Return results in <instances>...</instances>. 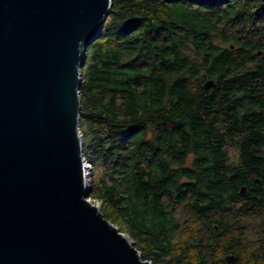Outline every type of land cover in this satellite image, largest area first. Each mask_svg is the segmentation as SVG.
<instances>
[{"label": "trees", "instance_id": "16d2710c", "mask_svg": "<svg viewBox=\"0 0 264 264\" xmlns=\"http://www.w3.org/2000/svg\"><path fill=\"white\" fill-rule=\"evenodd\" d=\"M82 72L93 195L142 257L264 264V0H112Z\"/></svg>", "mask_w": 264, "mask_h": 264}, {"label": "water", "instance_id": "95a60500", "mask_svg": "<svg viewBox=\"0 0 264 264\" xmlns=\"http://www.w3.org/2000/svg\"><path fill=\"white\" fill-rule=\"evenodd\" d=\"M111 5L0 0V264H154L84 175L82 67Z\"/></svg>", "mask_w": 264, "mask_h": 264}, {"label": "rangeland", "instance_id": "374dc122", "mask_svg": "<svg viewBox=\"0 0 264 264\" xmlns=\"http://www.w3.org/2000/svg\"><path fill=\"white\" fill-rule=\"evenodd\" d=\"M186 47V46H185ZM188 50H190V47H188ZM191 51V50H190ZM84 67V66H83ZM83 67H82V69H83ZM82 75H83V72H82ZM80 94H81V92H80ZM81 98H82V96H81ZM81 108H82V106H81ZM81 132H82V135H83V137H84V152H86V148H85V136H84V133H83V131H82V117H81ZM235 152H236V150L234 149V148H230V153L231 154H235ZM85 157L90 161L89 163H90V176H89V183H92V185H93V179H94V173H93V171H94V168H93V162H92V160L88 157V155L85 153ZM93 190H94V186H93ZM92 195H93V192L91 193ZM95 196V195H94ZM101 204V203H100ZM115 224V223H114ZM115 225H117V224H115ZM118 227H119V225H117ZM121 230V229H120ZM121 231H123L124 232V234L126 235V237L130 240V241H132L134 244H135V240H136V238H134L133 236H131L130 234H128V232H126V231H124V230H121ZM142 253V252H141ZM149 260H151V259H149ZM152 261V260H151ZM153 262V261H152ZM154 263V262H153Z\"/></svg>", "mask_w": 264, "mask_h": 264}, {"label": "built area", "instance_id": "2783aa9c", "mask_svg": "<svg viewBox=\"0 0 264 264\" xmlns=\"http://www.w3.org/2000/svg\"><path fill=\"white\" fill-rule=\"evenodd\" d=\"M89 162L90 161L86 157H84V175H85V177H87L88 182H89V176H90V163ZM88 199L92 203L96 204L97 206H100L101 200L98 197L90 194L88 196Z\"/></svg>", "mask_w": 264, "mask_h": 264}, {"label": "bare ground", "instance_id": "6f19581e", "mask_svg": "<svg viewBox=\"0 0 264 264\" xmlns=\"http://www.w3.org/2000/svg\"><path fill=\"white\" fill-rule=\"evenodd\" d=\"M85 179H86V181L88 182V179H87V177H85Z\"/></svg>", "mask_w": 264, "mask_h": 264}]
</instances>
